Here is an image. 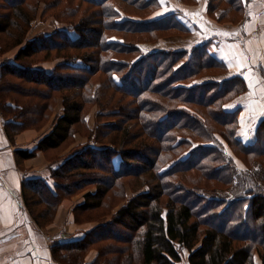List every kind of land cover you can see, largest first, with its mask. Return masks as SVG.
<instances>
[{"label":"trees","instance_id":"1","mask_svg":"<svg viewBox=\"0 0 264 264\" xmlns=\"http://www.w3.org/2000/svg\"><path fill=\"white\" fill-rule=\"evenodd\" d=\"M40 2L0 0V56L18 48L12 61L0 64V115L9 141L38 131L58 100L62 105L51 131L32 150L14 151L21 170L37 151L48 162L44 177L22 176L29 216L44 228L63 200L94 188L72 208L74 222L82 224L80 216L102 207L110 191L121 197L131 182L143 188L80 238L50 242L53 261L264 264V120L243 144L240 110L223 109L247 91L244 79L208 80L228 71L210 53L209 41L190 50L144 53L140 43L188 33L176 13L149 19L158 0ZM214 11L219 20H235L241 5L208 0L207 12ZM47 14L60 26L28 39L32 21L45 22ZM39 55L44 64L49 58L55 64L37 67ZM82 132L86 144L51 159ZM92 249L96 255L87 263Z\"/></svg>","mask_w":264,"mask_h":264},{"label":"crops","instance_id":"2","mask_svg":"<svg viewBox=\"0 0 264 264\" xmlns=\"http://www.w3.org/2000/svg\"><path fill=\"white\" fill-rule=\"evenodd\" d=\"M159 8L149 19L161 18L176 13V18L183 23L188 33L181 35V41L172 43L167 38L157 42L140 43L144 53L157 50H190L202 42L211 43L209 51L223 61L228 71L211 76L214 81L240 76L248 88L243 94L223 105L228 112L240 110L243 119L239 136L243 144H248L254 137V125L264 120V78L259 70L264 69V0H238L241 13L235 20H219V12H207L208 0H158ZM197 18L207 25H197ZM41 23V22H38ZM36 24V22H35ZM204 28L205 30L201 29ZM35 36L30 37L32 39ZM186 40L183 41V39ZM112 41H119L113 37ZM18 48L8 52L7 60L13 59ZM2 59V58H1ZM0 59V64L3 59ZM238 64L240 66H238ZM48 66V63L45 64ZM264 71V70H262ZM214 78V79H213ZM62 114L61 101L58 100L50 122L39 132L24 131L17 135L14 142L9 141L5 130V120L0 115V264H56L50 254V242L80 238L93 228L91 224H76L72 208L63 202L52 224L39 228L29 216L22 199V176L32 179L44 177L45 161L41 151L34 158L22 163L23 170L16 163L14 151L32 150L36 142L48 134L58 116ZM92 115V114H91ZM90 114L87 116L89 122ZM36 134V135H35ZM74 205L83 202L82 196L74 197ZM116 210V209H115ZM96 253L85 258L90 262ZM187 256V254H186Z\"/></svg>","mask_w":264,"mask_h":264},{"label":"rangeland","instance_id":"3","mask_svg":"<svg viewBox=\"0 0 264 264\" xmlns=\"http://www.w3.org/2000/svg\"><path fill=\"white\" fill-rule=\"evenodd\" d=\"M40 1H41L40 4L41 3H44L45 4V3H52L53 0H40ZM41 7L43 8V5H41ZM40 14H42V12H39L38 17L41 16ZM49 16H50V14H47L46 15V17L48 19L45 22H43L41 19H35L34 21H32V23H31V29L28 32V39L30 37H32V36L38 35L39 33L48 34L50 32H53L56 28H58V26H60V25H55L53 19H51ZM196 20L198 21L197 22V25L199 27H201V24H203V26H205L206 29H208L207 25L204 24L202 21H200L199 18H197ZM35 22H36V24H35ZM38 22H41V23H38ZM201 29L205 30L203 27ZM181 39H182V36L181 35H172L170 37H167V41H171L172 43L178 42V40L181 41ZM186 39H187V37L185 39H183V41L186 40ZM7 40H8V37H5V41H7ZM13 50L14 49H12L11 51H13ZM11 51H10V53H12ZM7 56H8V53L5 54L4 56H0V59L2 58L3 61H4ZM36 60L38 61L36 63L37 67H41L43 69H47V68L51 67L53 64H55L53 62L54 60H52V58H49V60H51V61H48L47 62L48 63V66H46L44 64L43 55H39ZM211 79H212V77L209 76L208 77V80H211ZM95 111H96V108L94 106V107H91V109L89 110V113H88V114H90V119H89V122H88L87 125H88V127L90 129L93 128L94 127V124H95V119L93 118V115H94ZM53 114H54V110H53V113H52L51 117L53 116ZM49 122H50V120L44 126H42L38 131L34 130L32 132L33 133L35 132L36 134L37 133L39 134V132H41V130L43 128H45V126H47V124ZM110 122H115V121L114 120H105V121L103 120L102 124L110 123ZM116 123L119 124L118 121H116ZM133 128H134L133 130H135V131H138L140 129L137 126H134ZM30 130H33V129H28V130H25V131H30ZM21 133H19V134H21ZM83 133L84 132H82L81 134L80 133L75 134L74 140H72L70 142L68 141L66 143V145H65L64 148L62 147L60 150H57V151L52 152L51 153V159H53V160L58 159L62 155L67 154V153H70L72 151V149H74L75 146L82 145V144H86L87 141H88V138H87L86 135H84L85 133L84 134ZM19 134H17V135H19ZM117 135L119 137V134L118 133H117ZM16 136L14 137V141H15ZM127 147H131V145H128ZM44 158H45V161L47 162V158L46 157H44ZM45 165H47V164H45ZM116 166L118 167V164H116ZM136 184H138L139 187ZM136 184L134 185L132 182L131 183H126L125 186H124V190H126V192H125V194L123 193V195H121V197H120V192L116 191V192L112 193L113 191H110V193L107 195V198L104 201V204H103L102 207H100L98 209H95V210H90V211L84 213L82 216H80L81 221H83L82 225H84V224H91L94 227V226H96L98 224L105 223L112 216V212L115 211V207L121 206L123 203H125V201L130 196L134 195L136 191L137 192H140V191L143 190V188L140 189L141 186L139 185V182H137ZM87 191H94V188L87 189V190H83L82 192L78 193V195L82 196V199H83V195ZM75 196H77V195H75ZM75 196H73L71 198L67 197L68 199L63 200L65 202L66 206L69 209L70 208H73L75 206L74 205L75 200H73ZM36 209H42V205H37L36 206ZM57 211H58V208H57ZM57 211H56V214H57ZM94 252H96L95 249L90 250L87 253V255H86L85 258L90 257L91 256V253L93 254ZM184 258H186V253H185ZM185 262L186 261L184 260L181 264H186Z\"/></svg>","mask_w":264,"mask_h":264},{"label":"snow or ice","instance_id":"4","mask_svg":"<svg viewBox=\"0 0 264 264\" xmlns=\"http://www.w3.org/2000/svg\"><path fill=\"white\" fill-rule=\"evenodd\" d=\"M238 66H240V65L238 64ZM262 70H264V69H262Z\"/></svg>","mask_w":264,"mask_h":264}]
</instances>
